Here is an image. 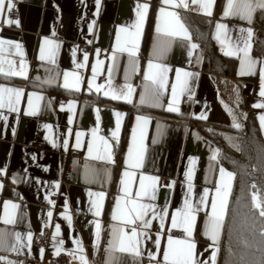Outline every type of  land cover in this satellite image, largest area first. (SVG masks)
<instances>
[{"label": "crops", "instance_id": "1", "mask_svg": "<svg viewBox=\"0 0 264 264\" xmlns=\"http://www.w3.org/2000/svg\"><path fill=\"white\" fill-rule=\"evenodd\" d=\"M13 2L17 3V16L8 15V0L0 13V89L22 93L17 103L15 92H0L5 104L0 108V264H26L28 258L49 264L48 253L60 250L67 253L70 264H82L80 256L87 264H171V260H164L169 236L174 241L194 242L195 259L211 264L225 230L234 178H221V167L233 171L221 161L217 147L196 121L241 125L247 107L261 128L264 108L254 105L264 104L260 95L264 47L255 50L254 40L264 27V8L252 0L249 21L239 14L225 16L228 0H214L207 10L211 15L192 0H186L187 8L176 7L179 0L168 5L163 0ZM144 4L149 6L146 11L138 7ZM240 7L241 0H233L230 12ZM182 11L209 20L212 42L220 52L236 58L231 75L203 66L199 42L181 18ZM139 12L144 13L143 20ZM169 12L178 14L190 40L168 35L179 30ZM218 23L224 27L218 29ZM147 26L150 30L144 46ZM191 44L198 47L193 49ZM246 44L251 45L247 56ZM250 61L254 62L251 68ZM185 72L193 75L185 77ZM146 74L153 79L146 80ZM96 85L103 86L99 92ZM128 85L134 89L131 102L104 95L113 89L127 91ZM173 87L179 112L168 111ZM116 112L122 114L119 129ZM201 115L206 118L201 119ZM137 116L146 118L147 123L138 122ZM261 133L264 136L262 128ZM223 138L238 148L236 135L227 128ZM66 168L71 172L65 176ZM125 172L129 175H123ZM141 177L158 178L154 200L151 188L147 195L137 196ZM224 183L231 187L223 226L214 244L210 235H205L206 221L214 199L219 210L216 189ZM144 184L151 181L145 179ZM186 199L199 209L194 213L192 236L183 224L173 228L171 223L173 216L181 221L178 210H185ZM132 201L155 205L144 217L150 227L135 221L137 232L143 233L138 236L139 256L118 250L121 230L130 235L134 226L127 222ZM131 217L135 219L134 212ZM46 230L50 233L46 246H33L29 234L32 239L35 232Z\"/></svg>", "mask_w": 264, "mask_h": 264}, {"label": "trees", "instance_id": "2", "mask_svg": "<svg viewBox=\"0 0 264 264\" xmlns=\"http://www.w3.org/2000/svg\"><path fill=\"white\" fill-rule=\"evenodd\" d=\"M181 18L198 40L203 55V66L214 72L231 75L236 58L218 50L210 37L211 23L201 14L182 11ZM150 27L145 32L146 46ZM255 50L264 47V27L255 35ZM143 46V47H144ZM199 128L215 144L218 156L233 171L229 210L215 264H264V219L253 208V194L264 202V136L253 111L245 107L243 123L223 126L197 120ZM230 130L238 139V148L231 147L223 138V130ZM255 184V187H252Z\"/></svg>", "mask_w": 264, "mask_h": 264}, {"label": "snow or ice", "instance_id": "3", "mask_svg": "<svg viewBox=\"0 0 264 264\" xmlns=\"http://www.w3.org/2000/svg\"><path fill=\"white\" fill-rule=\"evenodd\" d=\"M214 0H192V3L196 4V3H201V6L207 11L208 9H210L212 7ZM163 3L165 5L168 4H172L173 0H163ZM241 4L242 7L237 8L235 11H231L230 9L233 8V0H228V4L225 8L224 11V15L228 16V15H240L241 19H249L251 18V12L254 10L253 7V3L252 0H241ZM5 6V0H0V13L3 12ZM8 9L11 10L12 7V0H8ZM176 7L179 6H183L185 8L188 7V4L186 2V0H179V3L175 5ZM256 6L260 7V8H264V0H257V4ZM138 7H142L145 11L147 10V8L149 7L147 4H144L142 6H138ZM164 9H161V12H163ZM208 15H211L210 11H207ZM169 16H172L176 19V23L179 25V30L176 31H170L168 32V35L170 36H181L183 35L185 39L190 40V36H188L187 34V30L183 28V25L179 23V18H178V14L175 12H169L168 13ZM138 16L140 17V20H143L144 18V13L143 12H139ZM12 21H9V23H11ZM16 23L18 24L19 22L16 21ZM137 27H139V21L137 24ZM224 27L221 24H217V28H222ZM157 32L160 31L159 26H157ZM241 31H245L244 29H241ZM248 34L249 37H251L252 35V30L248 29ZM0 43H3L2 41H0ZM191 48L195 49L196 47H198L195 44H191L190 45ZM250 44H246L245 47V56L248 55V51L247 49L250 48ZM17 48H19V45H16ZM43 55H41V59H43ZM85 60H87V55H85ZM252 61L249 62V67L251 68L252 66ZM81 67L83 65H80ZM153 67V65L151 64V62H149V68L151 69ZM95 71V69H94ZM16 75H22L23 73H14ZM69 74L65 73V78H67ZM193 75L192 73H188L185 72L184 76L185 77H189ZM177 78L179 79V72L177 73ZM79 78H77L78 80ZM145 79H153V77L149 76V75H145ZM110 83V81H109ZM187 84V81H185V86ZM67 87V84L65 85ZM92 82L89 81V88H92ZM96 91L99 92L101 87V85H96ZM127 91H124L123 89L120 90V92L118 93L116 90H111V93L106 91L104 92L105 96H109L111 95V98L114 100H125L127 102H131V95L134 91V89L131 88L130 85L126 86ZM3 91H7L9 93L11 92H15L16 94V102H19V97L22 93V90H14V89H0V92ZM35 95V94H33ZM260 95L264 96V70H262L261 72V91H260ZM156 98L158 99V95H156ZM140 102L141 104L144 103V95L141 94V98H140ZM176 90L175 87H173V97H172V101L169 103L168 106V111L170 112H179V108L176 107ZM9 106H12V100L11 97H9V101H8ZM29 104H31V99H29ZM5 106L4 104V98L2 95H0V108H3ZM254 107H261L264 108V104H259V105H254ZM13 111H15L16 109L13 107L12 108ZM97 112H99V109L96 110ZM121 113L116 112L115 116L117 117V129H119L120 126V117H121ZM201 119H205L206 117H204L203 115H201L200 117ZM137 121H141L144 120L145 123H147V119L144 117H140L137 116L136 117ZM260 121H261V128L264 129V116L260 117ZM235 127L239 128L240 125L237 123L234 125ZM113 135H116V133H113ZM141 135H143V132H141ZM133 139H135V129L133 130ZM79 146V144L77 145ZM129 151L131 152V149H129ZM89 152H91V148H89ZM215 158V157H214ZM137 167L140 166L139 163H137L136 165ZM2 171V170H0ZM123 175L127 176L129 175L128 172H125ZM220 175L221 178L223 179L225 176H227L228 180L231 181L234 178V174L231 172H226V170L224 168H220ZM145 179H149L151 181V184L148 186H145L144 184V180ZM158 178L157 177H141L140 179V189L141 191L137 193V196L144 194L147 195L148 194V189L151 188L153 190V194H152V199H155V187L157 184ZM123 183V180L121 181ZM0 187H2V185H0ZM191 187V185H190ZM230 183H224L222 186H218L216 189V193L217 196L219 197V210L217 208V201L214 199L212 201L211 204V208H212V213L211 215L208 217V220L206 221V232L205 235H210L212 241L214 242V244L218 241V237L220 235V231L222 229L223 226V220H224V216H225V212H226V208H227V197L229 195L230 192ZM252 187H255V184H253ZM223 188V191H222ZM207 194V190H205V195ZM253 208L255 210L258 211L259 213V217L261 219H264V202H261L260 199L257 197V195L254 193L253 197ZM204 201V197L201 198V202L203 203ZM132 209L130 210V212L127 214L128 215V219L127 222L129 224L134 225L131 229V234L129 235L126 232L122 231V235L119 238V248L118 250L120 252H133L135 255L139 256L140 253V241L138 239L139 235H142L143 233H138L137 229L135 227V221L136 220H140L142 222V227L144 228H148L150 227V223L148 221H146L144 219L145 215L147 214L149 209H155V205L153 204H142V203H137L136 201H132ZM13 207H16V205H13ZM119 207V199L117 200V208ZM199 211V209H194L192 207L191 204H189L188 200H185V210L181 213L178 210V215L181 216V221L178 223L177 221V217L173 216L172 217V227L176 228L181 226V224L184 225V230L185 232L188 234V236H192L193 234V227H194V222L196 220V216L194 215L195 212ZM131 212L135 213V219H133L131 217ZM99 209H97L96 215H99ZM167 213L164 212L161 216V227H163V219H164V215H166ZM49 216H51V212L49 213ZM112 218L118 219L115 211L113 212V216ZM10 222V221H7ZM96 228H97V238H99V230H100V224L97 223L96 224ZM57 232H59V225H57ZM260 235L264 236V228H261L260 230ZM29 240H31V234H29L28 237ZM79 243V242H78ZM111 241L109 242L110 246H111ZM157 245H159V240L156 241ZM175 245H180L182 246L180 249H177L175 247ZM195 243L191 242V241H184V240H173L171 236H169L168 238V249L164 252V260L165 261H169L171 260V264H205V262L203 261H197L195 259ZM80 251L82 252L83 249L80 248ZM150 258H152V254H149ZM0 259H3L2 257H0ZM79 259L81 260L82 264H87L86 258L84 256H80ZM215 260H216V253L214 252L212 257H211V264H215ZM9 264H12V262L10 261Z\"/></svg>", "mask_w": 264, "mask_h": 264}, {"label": "built area", "instance_id": "4", "mask_svg": "<svg viewBox=\"0 0 264 264\" xmlns=\"http://www.w3.org/2000/svg\"><path fill=\"white\" fill-rule=\"evenodd\" d=\"M18 13V8H17V3L13 2L11 10H8V15L10 17H15L17 16ZM87 51H89V47H87ZM38 146H40V143H37ZM80 159L82 158V154L79 152H74ZM71 172V169L66 168L64 170V175H69ZM56 197V195H54ZM173 235H178L179 233L177 231H172ZM50 237V233L48 230L46 231H38L35 232L32 235L31 239V244L33 246L41 245V246H46L47 241ZM26 264H42L44 263V260H34L33 258H28L26 259ZM47 262L49 264H70V258L67 255V253L63 250L48 253L47 255Z\"/></svg>", "mask_w": 264, "mask_h": 264}]
</instances>
